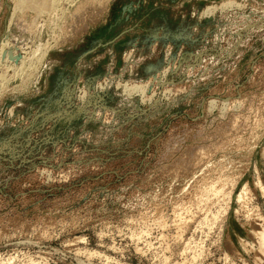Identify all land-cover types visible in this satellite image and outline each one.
<instances>
[{"label": "rangeland", "instance_id": "obj_1", "mask_svg": "<svg viewBox=\"0 0 264 264\" xmlns=\"http://www.w3.org/2000/svg\"><path fill=\"white\" fill-rule=\"evenodd\" d=\"M69 4L0 0V264H264V0Z\"/></svg>", "mask_w": 264, "mask_h": 264}, {"label": "bare ground", "instance_id": "obj_2", "mask_svg": "<svg viewBox=\"0 0 264 264\" xmlns=\"http://www.w3.org/2000/svg\"><path fill=\"white\" fill-rule=\"evenodd\" d=\"M15 1V9L16 8H22V7H24V6H27L28 7V9H29V7H31V8H33L36 12H37V15H39L40 13H45L46 12V15H48L50 12H52L53 11V9H54V14H55V9L57 8V5H58V3L59 4H61V5H64V4H66L67 5V3L69 4V3H71V2H73L74 0H14ZM77 3V2H76ZM232 3V2H231ZM227 4V2H223V3H220V5L219 6H217V7H222V6H225ZM69 5H71V4H69ZM237 5V4H236ZM59 6V5H58ZM27 7H25V8H27ZM66 7V6H65ZM14 8V7H13ZM63 8V7H62ZM62 8H60V9H62ZM213 8V7H212ZM225 8V7H224ZM63 9H65V8H63ZM62 9V10H63ZM31 10V9H30ZM59 10V9H58ZM62 10H59V11H62ZM70 10V9H69ZM14 11H16V10H14ZM19 11H20V9H19ZM47 12H49L48 14H47ZM66 12V11H65ZM78 12H79V9H78ZM205 12V11H204ZM213 12V11H212ZM61 13V12H60ZM67 13V12H66ZM81 13V12H80ZM51 14V13H50ZM59 14V13H58ZM83 14V13H82ZM41 15V14H40ZM77 15V14H76ZM80 15V14H79ZM84 15V14H83ZM45 16V15H44ZM50 16V15H49ZM55 16V15H54ZM60 16L62 17V15L60 14ZM59 16V17H60ZM63 16H64V14H63ZM13 17H15V16H13ZM35 17V16H34ZM48 17V16H47ZM57 18H58V15H57ZM13 19V18H12ZM32 19V18H31ZM35 19H36V17H35ZM61 19V18H60ZM66 19V18H65ZM59 20V19H58ZM10 21V20H9ZM55 21H56V19H55ZM54 21V22H55ZM79 21V20H78ZM12 22V21H11ZM35 22V21H34ZM34 22H32V24L34 23ZM39 22V21H38ZM53 22V23H54ZM41 25V24H40ZM43 26V25H42ZM54 27V26H53ZM56 29V28H55ZM59 29V28H58ZM57 30V29H56ZM11 44V43H10ZM45 44V43H44ZM7 44H6V42H3L2 43V45H1V47H0V63H3V64H7L8 62L7 61H9L8 59H10V58H12V56L10 55V51L11 50H9V52L7 51V48H9V46L7 47V48H5V46H6ZM44 53V52H43ZM43 53H42V56H43ZM39 55V54H38ZM40 56V55H39ZM41 56V57H42ZM41 57H35L36 59V61L37 60H40L41 59ZM14 58V57H13ZM35 60H33V62H32V60L30 59V60H28L27 62H29L28 64H30V66H31V64H32V67L31 68H33V70H34V65H35ZM20 61V60H19ZM7 62V63H6ZM14 63V62H13ZM20 63V62H19ZM25 63V60L23 61H21V64H22V66H20V67H17V68H13V69H11L13 72V76L15 75V74H18L17 73V71L19 70H21L22 68H23V64ZM38 63V62H37ZM15 64V63H14ZM13 64V65H14ZM18 64V63H17ZM20 64V65H21ZM12 65V64H11ZM10 65V66H11ZM19 65V64H18ZM39 65V64H38ZM2 66V65H1ZM29 66V65H28ZM7 67H8V65H7ZM22 67V68H21ZM26 67V66H25ZM1 68V67H0ZM10 67H8V69L7 68H5V70H4V72H2V73H0V78L2 79H4V74H6L5 72H7L8 70H10L9 69ZM2 69V68H1ZM26 69V68H25ZM32 69H30V72H32L31 71ZM3 71V70H2ZM16 71V72H15ZM22 71V70H21ZM20 71V72H21ZM1 72V71H0ZM9 72H11V71H9ZM29 73V72H28ZM21 74V73H20ZM24 74V73H23ZM22 74V75H23ZM19 75V74H18ZM21 75V76H22ZM26 76V72H25V74H24V77ZM6 77H8L7 75H6ZM19 77V76H18ZM30 77V76H29ZM12 78V77H11ZM21 78H23V77H21ZM25 78H27V77H25ZM0 79V80H1ZM2 79V80H3ZM5 80V79H4ZM3 80V81H4ZM8 80H9V77H8ZM7 81V80H6ZM22 83V82H21ZM4 84V82H2V84H1V87H2V85ZM17 85V84H16ZM3 86H5V85H3ZM7 86V85H6ZM17 87H18V85H17ZM8 88H9V86H8ZM12 88H14L13 86H12ZM3 89H6V88H3ZM11 89V88H10ZM9 89V90H10ZM134 89V88H133ZM6 91H7V89H6ZM137 91V90H136ZM211 106V105H210ZM253 126H254V124H253ZM202 152V151H201ZM207 153V152H206ZM199 155V153H197V156ZM203 155V154H202ZM196 156V155H195ZM199 157V156H198ZM199 159V158H198ZM251 226V225H250ZM259 226V225H258ZM262 229V228H261ZM257 232V231H256ZM262 232V233H261ZM264 230H261V231H258L257 233H259V236H261V237H259V242L261 243V245H263V246H260V244H259V247H263V249H264ZM260 233L262 234V235H260ZM252 235V234H251ZM258 246V245H257ZM259 247H258V249H259ZM257 251V250H256ZM262 251V250H261ZM264 251V250H263ZM258 253H261V255L262 254H264L263 252H259V250H258ZM260 255V254H259ZM260 255V256H261ZM264 257V256H263ZM258 258V257H257ZM262 258V257H261ZM260 260V259H259ZM262 261V260H261Z\"/></svg>", "mask_w": 264, "mask_h": 264}]
</instances>
